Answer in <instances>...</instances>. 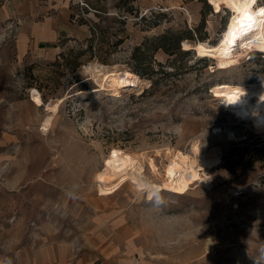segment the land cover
Segmentation results:
<instances>
[{"label":"rangeland","instance_id":"374dc122","mask_svg":"<svg viewBox=\"0 0 264 264\" xmlns=\"http://www.w3.org/2000/svg\"><path fill=\"white\" fill-rule=\"evenodd\" d=\"M88 5L80 37L61 38L53 58L11 74L0 110V261L57 264L41 258L62 247L60 264H264V120H241L212 94L217 82L264 80V57L233 36L236 14L208 0ZM225 24L232 40L222 43ZM167 29L190 30L193 38L180 40L188 53L152 52V36ZM136 47L150 78L131 68ZM106 66L136 73L140 88L114 96L95 79ZM175 149L219 161L182 193L160 189L150 199L130 179L100 193L95 175L108 155L136 156L158 183Z\"/></svg>","mask_w":264,"mask_h":264},{"label":"bare ground","instance_id":"6f19581e","mask_svg":"<svg viewBox=\"0 0 264 264\" xmlns=\"http://www.w3.org/2000/svg\"><path fill=\"white\" fill-rule=\"evenodd\" d=\"M215 12L227 7L236 14L235 33L237 44L242 47L250 44L254 49H262L264 52V17L250 13L254 17V23L249 27L248 22L243 20V11H237L236 7L243 8V0H235V7L226 0H208ZM256 2V0H255ZM229 27V26H228ZM188 41L183 42V48L189 47ZM250 50H247L249 52ZM241 53V50L235 51ZM246 52V53H247ZM245 53V54H246ZM227 64V63H226ZM225 65V64H224ZM218 66H221L218 64ZM95 79L103 88L108 87L112 94L119 95L120 88L138 86V79L132 72L114 67L106 66L95 71ZM212 94L218 99L219 107L230 110L241 120H264V80L256 77L253 81L246 83H232L229 81L217 82L212 87ZM56 103H52L51 114L42 122V129L47 131L53 114L57 111ZM233 133L230 132L229 136ZM103 169L95 175L101 194L114 192L126 179H130L137 189L144 190L150 197L160 189H168L179 193L184 192L191 182L197 180L198 170L203 167L217 165L219 156L212 152L201 150L196 155H190L180 149L169 150L166 153V163L163 166V175L160 182L147 180L142 174L141 163L132 154L113 153L103 160ZM151 159L149 161L152 171L157 167Z\"/></svg>","mask_w":264,"mask_h":264},{"label":"crops","instance_id":"0c3cea01","mask_svg":"<svg viewBox=\"0 0 264 264\" xmlns=\"http://www.w3.org/2000/svg\"><path fill=\"white\" fill-rule=\"evenodd\" d=\"M79 1L88 7L100 0H0V110L11 100L9 86L15 83L11 76L15 69L53 58L61 38L83 34ZM26 100L39 106L31 97ZM58 251L56 258L42 257L41 261L55 259L60 264L65 252L62 247Z\"/></svg>","mask_w":264,"mask_h":264},{"label":"trees","instance_id":"16d2710c","mask_svg":"<svg viewBox=\"0 0 264 264\" xmlns=\"http://www.w3.org/2000/svg\"><path fill=\"white\" fill-rule=\"evenodd\" d=\"M258 3L259 4L264 3V1H260ZM232 4L235 5V0H232ZM261 9H264V6L258 7L259 11ZM258 10H256L257 13L259 12ZM260 16H262V15H260ZM226 24H228L227 21H226ZM226 24L223 27V28L226 27V34L224 35L223 39H221L222 43H227L230 40H232L231 39L232 35L228 36V32L230 33V31H231L230 24H229L228 28H227ZM232 28H233V36H234V33H235V22H234ZM184 37L192 39L193 35L191 34L190 30H188L186 32V34H182V33H178V32H172L169 29H167L164 32H161V33H159L157 35H154V36H152V39H153V42H154V44L151 46L152 52H154L158 48H161V49H163L165 52H167L169 54H171V53H184V54L188 53L189 49H181L180 48V40L182 38H184ZM235 39H236V37H235ZM170 45H172V46H170ZM205 49L209 50L210 48L207 47ZM232 49H233V46L227 45L226 49H225V51H223V53L225 55H230L232 53ZM208 52L203 50V53H205V54L208 53ZM143 53H144V50L140 51L139 47H136L133 50L132 58L134 60V64L132 65L131 68L134 71H136L137 73H139L141 75H145V76L150 78L151 76H153L154 69L149 63H145V61L143 60V58H144L143 57Z\"/></svg>","mask_w":264,"mask_h":264},{"label":"snow or ice","instance_id":"6c2138e0","mask_svg":"<svg viewBox=\"0 0 264 264\" xmlns=\"http://www.w3.org/2000/svg\"><path fill=\"white\" fill-rule=\"evenodd\" d=\"M229 4H232V0H226ZM255 4V0H243V8L236 7L237 11H243V17L242 19L248 22L249 27L252 23H254V17L250 13V9L252 5ZM235 7V5H233ZM256 15H262L264 16V9H261Z\"/></svg>","mask_w":264,"mask_h":264},{"label":"built area","instance_id":"2783aa9c","mask_svg":"<svg viewBox=\"0 0 264 264\" xmlns=\"http://www.w3.org/2000/svg\"><path fill=\"white\" fill-rule=\"evenodd\" d=\"M82 6L86 7L87 4H86L84 1H79V7H80V8H78V9L80 10V11H79V14L81 13L82 15H84V12H83L82 9H81ZM251 50H252V49H251ZM251 50H250V51H251ZM254 50L260 51V50H262V49H254ZM246 55L249 56V52H247ZM261 55L264 57V54H261Z\"/></svg>","mask_w":264,"mask_h":264},{"label":"clouds","instance_id":"9594fccd","mask_svg":"<svg viewBox=\"0 0 264 264\" xmlns=\"http://www.w3.org/2000/svg\"><path fill=\"white\" fill-rule=\"evenodd\" d=\"M261 127H264V126H261ZM151 199V196L149 197ZM0 264H11L10 261H0Z\"/></svg>","mask_w":264,"mask_h":264}]
</instances>
